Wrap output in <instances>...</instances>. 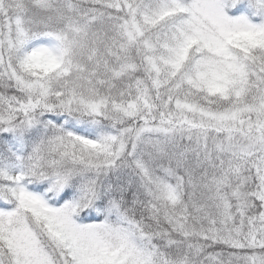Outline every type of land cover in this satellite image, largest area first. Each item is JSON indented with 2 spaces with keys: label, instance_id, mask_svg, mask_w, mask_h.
I'll use <instances>...</instances> for the list:
<instances>
[{
  "label": "snow or ice",
  "instance_id": "obj_1",
  "mask_svg": "<svg viewBox=\"0 0 264 264\" xmlns=\"http://www.w3.org/2000/svg\"><path fill=\"white\" fill-rule=\"evenodd\" d=\"M0 264H264V0H0Z\"/></svg>",
  "mask_w": 264,
  "mask_h": 264
}]
</instances>
